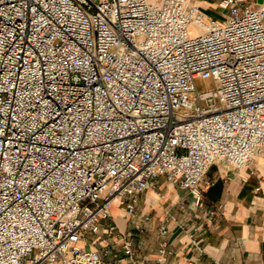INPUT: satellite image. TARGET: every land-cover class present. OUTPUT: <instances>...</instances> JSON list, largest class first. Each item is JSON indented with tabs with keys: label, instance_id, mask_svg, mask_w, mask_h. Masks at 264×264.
<instances>
[{
	"label": "built area",
	"instance_id": "obj_1",
	"mask_svg": "<svg viewBox=\"0 0 264 264\" xmlns=\"http://www.w3.org/2000/svg\"><path fill=\"white\" fill-rule=\"evenodd\" d=\"M219 6L0 0V264H138L94 248L114 202L264 155V7Z\"/></svg>",
	"mask_w": 264,
	"mask_h": 264
},
{
	"label": "crops",
	"instance_id": "obj_2",
	"mask_svg": "<svg viewBox=\"0 0 264 264\" xmlns=\"http://www.w3.org/2000/svg\"><path fill=\"white\" fill-rule=\"evenodd\" d=\"M221 1L191 0L206 19L228 13ZM244 1L264 7V0ZM205 180L199 203L177 182L161 180L137 195L133 214L118 205L111 212L116 230L92 236L94 248L115 253L129 237L138 264H264V155L243 170L215 162ZM164 243L170 254L161 258Z\"/></svg>",
	"mask_w": 264,
	"mask_h": 264
},
{
	"label": "rangeland",
	"instance_id": "obj_3",
	"mask_svg": "<svg viewBox=\"0 0 264 264\" xmlns=\"http://www.w3.org/2000/svg\"><path fill=\"white\" fill-rule=\"evenodd\" d=\"M226 13H227V11H226ZM211 19H213V20H220V19H222V14L219 12V13H217V14H214L212 17H211ZM190 33L192 34V35H194L195 33H196V30H195V28L194 27H192V28H190ZM212 84L211 83H198V87L199 88H201V87H210ZM116 207H118V204H117V202H114L113 204H112V207H111V212H113L114 210H115V208ZM89 234V233H88Z\"/></svg>",
	"mask_w": 264,
	"mask_h": 264
}]
</instances>
